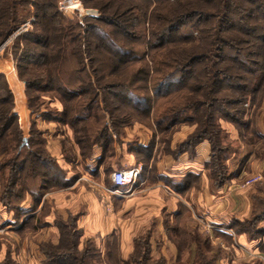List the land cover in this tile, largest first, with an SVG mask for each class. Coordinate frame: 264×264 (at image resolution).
I'll return each instance as SVG.
<instances>
[{
  "label": "trees",
  "instance_id": "1",
  "mask_svg": "<svg viewBox=\"0 0 264 264\" xmlns=\"http://www.w3.org/2000/svg\"><path fill=\"white\" fill-rule=\"evenodd\" d=\"M171 1L175 8L167 18L169 28L163 29L164 33L153 32L146 43L156 63L163 58L161 63H168L172 68L157 79L156 89L159 92L156 95L161 94L163 88L175 87L186 78L191 79L194 85H188L187 101L180 103L178 108H172L169 114L158 117L156 125L164 130L181 122L196 124V133L178 147L177 154L185 152L186 147L194 154L199 143L209 141L212 163H207V166L215 187L221 188L229 180L225 165L229 149L223 147L225 136L220 121L232 122L238 127L245 125L240 117L243 115L241 109L249 102L254 103L257 94L261 98L264 96V0ZM84 2L97 8L100 15L86 19L87 23L83 25L60 11V0H0V45L32 16L35 20L33 28L20 36L13 47L19 78L27 87L28 108L34 113L40 96L56 93L55 99L63 105V111L58 115L44 113L42 117L69 125L74 130L84 157L91 155L94 146L102 149L104 158L112 157L114 137L120 128L132 122L113 117L111 106L125 97L133 101L136 94L130 84L116 79L120 73L129 70V63L134 60L146 62L144 54L142 56L134 50L133 43L147 37L144 39L137 32L142 14L134 0ZM94 22L108 27L109 33H105L98 24L94 26ZM188 25L192 26L191 33L178 34L177 38L168 37ZM95 30L104 36L96 37L93 35ZM105 64L110 65L107 71L102 69ZM140 69V75L147 74ZM11 83L21 98L22 88L15 78ZM258 100L261 102L262 99ZM14 106V93L8 86L6 76L0 74V142L3 152H6L8 143L4 137L11 135L9 147L13 141L15 154L12 163L7 164L11 174L7 179L3 175L1 177V201L8 207L12 205L13 196L21 201L26 192L33 194L29 187L32 182L39 187L36 194L49 191L56 182L63 186L70 183L66 173L56 165L49 153L43 148H32L30 140L24 144L17 116L12 114ZM189 113L191 115H186ZM88 118L101 120V127L91 135L89 129L78 128L79 123L89 121ZM77 131L81 137L76 134ZM131 151L142 155L147 152L142 147L132 148ZM192 177L179 184L167 178L162 180L171 185L176 193L183 195ZM192 180L198 181L197 178ZM112 185V189L118 188ZM257 205H261L263 210L256 213L253 219L245 223L234 219L228 228L234 231L235 227H239L235 230L238 235L246 233L252 239L256 238L259 231L243 229L242 226L251 228L255 222L264 219V199H257ZM175 217L181 216L178 214ZM58 228L60 242L42 250L46 257L43 264H108L93 242L87 241L82 247L84 236L74 220L70 226L60 223ZM166 229L176 235L178 261H181L185 252L180 246L185 227L167 224ZM189 233L188 242L191 244L188 248L198 240L201 244L202 237L198 233ZM151 237L150 232L147 237L136 238L133 252L127 259L119 258L116 264H168L164 256H154ZM203 241L208 243L209 239ZM198 246L196 258L191 264H213L218 260L217 256L206 257ZM261 253L264 256V252ZM105 256L110 258L109 254ZM256 264L264 263L257 259Z\"/></svg>",
  "mask_w": 264,
  "mask_h": 264
},
{
  "label": "rangeland",
  "instance_id": "2",
  "mask_svg": "<svg viewBox=\"0 0 264 264\" xmlns=\"http://www.w3.org/2000/svg\"><path fill=\"white\" fill-rule=\"evenodd\" d=\"M134 1L136 2L138 8L141 9L142 14L140 15L142 18L139 26L137 27V32L140 36L143 35L144 39L147 37L145 40L133 43L135 46L134 50L142 56L144 54L146 62L140 61L139 59L134 60L133 63H129V70L123 71L122 74L120 73L116 79V81L130 84V88L136 93L134 95V100L136 101H132L131 99L129 100L125 97L123 101L116 100L113 107L111 106L113 117L116 116L122 119L125 118L128 119L129 123L132 122L131 125L118 130L117 136L114 137L115 144L113 148V155L117 152L115 149L116 145L123 143V140L127 139L125 130L130 129V151L132 148L138 147H142L147 150V152H143V155L135 153L136 158L139 160V165L142 168V174L143 171L145 172L146 168H149V165L153 166L158 160L164 157L165 154L174 156L182 155L177 154V149L191 135L196 133L195 131L197 129V125L190 124L189 122H181L171 129H165L163 127V130L157 127V119L164 116L166 113L169 114L172 111V108H178L180 103L183 104L187 101L186 94L188 85L194 84L191 82V79L186 78L182 83H177L175 87H167L166 89L163 88V92L156 95V93L159 92L158 88L156 89L157 82L159 81L157 79L169 73L172 68L168 63H161L163 58L160 62L156 63V61L152 59L153 53L149 49V46H146V43L149 41L148 37H150V35L152 36L153 32L162 33L163 29L169 28L167 18L170 12L174 10L175 4L173 1L170 2V0ZM59 9L66 17L76 21L79 20L83 25L87 23L86 19H94L100 15L97 8L88 6L84 0H60ZM34 21L35 20L32 16L28 18V21L24 23L23 26L12 32L9 38L2 45H0V47L3 46L0 48V74H4L6 76L9 87L11 86L10 81L15 78L19 86L22 88L21 98L17 95V93L16 95L14 94L15 106L12 114L18 104L17 110L23 118L27 115V109L25 107V104L28 107V98L26 93L27 87L26 84L19 78V74L16 69V59L13 54V47L17 43L20 36L33 28ZM92 24L95 26V24L98 23L94 22ZM98 25L105 33H109L108 27L103 24ZM191 27V25L184 26L183 29L181 28L180 31L171 33L168 37L177 38L178 34L181 35V33H191ZM93 35L96 37H98V35L104 36L101 35V32L98 30H95ZM166 64L170 67L168 65L167 67ZM109 67L110 65L105 64L102 66V69L107 71ZM139 69L143 70V73H147L148 75H140ZM106 71H104V73L108 74ZM21 83H23L24 86ZM12 87H10V89L14 93ZM55 96H57L56 93H46L45 95L40 96V99H37L36 101L37 111L34 113H32L31 109L28 108L30 126L29 122L25 125V122L23 121V127L26 129L22 128L20 117L17 114H14L17 116V121H19L21 136L25 139L24 144H27L30 140L33 143L32 148L35 150L43 148L47 153H49L56 165L66 173V177L70 180V183L63 186L62 184L60 185V182H56L53 183V186L49 189V191H42L36 194L39 187L35 182H32L29 187L32 188L31 192H33V194L26 192L21 201L14 198L16 196H13L11 198L12 205H9V207L4 205L1 201L3 193V188H1L3 180L1 177L3 175L5 176V179H7L11 174L10 168L7 164L9 162L12 163V158H14L15 155L13 151V141L9 147V139H12V136L6 135L4 137L8 143V147L7 151L3 152V144L0 142V264H4L6 262L11 264V259L12 264H43L46 257L45 254L42 253V250L50 245H57L60 242L58 224L62 223L70 226L73 220L76 222L77 229L82 231L84 236L81 240L82 247H84L87 241L93 242L97 249L104 254V260H106L108 264H116V261H118L119 258L127 259L133 252V248L130 253H124L121 251L119 236L114 239H110L105 235H95L94 233L87 235L82 221L84 215L89 212L90 208H92L94 202L97 200L100 199L104 203H109L110 201L113 204H123V200L131 194H127V197L119 194L115 195L113 193V189L109 188V184L112 182V175L118 169H116L112 174L105 171L104 174L102 173V175L94 177L90 172L91 169L78 163V160L76 159L77 155L75 154L76 148L80 154H82V157L84 156L76 142L74 130L69 125L42 117V114L44 113L58 115V112L61 113L63 111V105L55 99ZM255 99L257 100L254 103L249 102L243 109H241L243 110V115H240V117L245 125L238 127L232 122L230 123L224 120L220 121V126L225 136L223 147L229 149V152L226 154L227 159L225 160L227 169L226 177H228L229 180L221 188L215 187L216 183L213 182V179L211 178V170L207 166V163H212L211 144L207 140L203 141L208 142L211 149L209 161L205 164V166L208 171V179L211 183L212 189L215 191L216 189H224L229 185H233L235 183L233 180L237 178L235 184L239 186V189L246 190L249 194V198H251L250 216L240 220L237 219L241 223L249 222L254 218L256 213H260L263 210L261 205H257V199H264V140L262 139L264 138V96L261 98V96L257 94ZM258 99H262L261 102H258ZM80 108L81 107H79V109ZM150 109L151 111L148 114V110ZM186 115H191V113ZM88 119L90 120L79 123L78 128L85 127L86 129H89L91 135L101 127V120L98 121L99 119L95 120L93 118ZM38 121L39 123L45 121L55 124V134L53 135L57 134L60 136L58 137V140L61 141L64 153L62 161L64 159L65 162H59L57 160L58 158L54 157L52 153H50L48 148L49 141L51 142V136L48 135L49 130L44 129L42 125L39 126ZM135 126H141V128L134 129ZM14 128L15 126L13 127V130ZM76 134L81 137L78 131ZM139 141H146V146L140 145ZM186 149L188 150L189 148L186 147ZM187 150L183 153H188V156L190 157H193L196 153V148L194 154L190 151V149L188 151ZM85 171H87L88 174L84 173ZM151 171L154 173V168H152ZM70 175L75 177L69 179L68 176ZM151 176L153 175L151 174ZM256 176H261L262 179L255 183H249L248 185L249 179ZM138 183L139 181L137 180L135 183L136 185L133 187V193L138 190ZM155 183V179H150L147 184L148 186H153ZM188 183V188L186 191H183V195L179 194L180 197L190 194L192 187H199L201 182L200 180H189ZM175 184L179 183L176 182ZM38 196L40 197V200ZM114 198L117 200L116 202ZM59 199L64 200V202H58L59 204H57L56 201ZM180 216L181 217L179 218L175 216H171V218H169L167 216L165 223L166 225H171L173 222L172 225L177 224L180 228L185 227V229L182 230L184 236L180 245L181 249L185 252L183 256L180 254L182 256L181 261H178V254L176 258L170 256L168 259L164 255L163 244L158 241L156 242L155 239V220L150 221L148 229H144L140 232L134 240L136 238L147 237L151 232L154 256H164L168 261V264H182L183 257L186 253L191 252L192 256L188 264L193 263L197 255L198 245H200V249H202L206 257H219L213 264H221L223 258H228V260L234 259L231 261L233 263L229 262V264H256L257 259L264 263V256L262 253L260 256L252 258H246L244 255H236L234 239L231 241L225 237L214 234V232H212L214 229L213 224H209L203 220H195L196 224L194 226L187 225V222L189 224L192 222V216L184 208L181 210ZM233 221L234 220H232L231 223L226 225L224 228L230 230L233 237L234 235L239 236L235 231L236 228L238 230L239 227H235L234 231L228 228ZM242 228H248L250 231L257 230L260 232L257 234L256 238L253 239L250 234L244 233L241 235H244L249 242L253 241L254 245L259 246L261 249L260 251L264 252V219L259 222H255L254 226H251V228L247 225L242 226ZM190 231H195L198 235H200V237H202V239L201 244L199 242L200 240H198L188 248L189 244H191L188 242L190 239ZM205 239H209V242L206 243V241H203ZM105 254H109L110 258L107 259Z\"/></svg>",
  "mask_w": 264,
  "mask_h": 264
},
{
  "label": "crops",
  "instance_id": "3",
  "mask_svg": "<svg viewBox=\"0 0 264 264\" xmlns=\"http://www.w3.org/2000/svg\"><path fill=\"white\" fill-rule=\"evenodd\" d=\"M10 87H12V83ZM12 88L16 95L15 87ZM17 107L18 104L14 113L20 117L22 128L26 129L23 127V121L25 125L29 122L30 126L28 107L25 104L27 116L24 119ZM40 125L44 129L49 130L48 135L51 136V142L49 141L48 144L49 151L61 162L64 153L61 141L58 140L60 136L57 134L53 135L55 134V124L43 121L39 123ZM138 128H141V126L134 127V129ZM125 134L127 139L123 140V143L116 145L115 149L117 152L112 157L107 156L104 158L102 149L99 146H94L91 150V155L87 157H82V154L76 148L75 154L77 155L78 163L91 169L90 172L94 177L104 174L105 171L112 174L116 169L140 167L135 152L129 149L130 129H126ZM139 144L146 146L147 142L139 141ZM210 151L208 142H202L196 147V153L193 157L188 156V153H182L180 156L165 154L153 166L149 165V168H146L145 172L143 171L138 179V190L123 200V204H113L110 201L109 203H104L100 199L96 202L93 201L92 208L84 215L82 221L86 234L105 235L110 239L119 236L121 251L130 253L133 248L134 238L144 229H148L150 221L155 220L156 231L154 234L156 242L163 244L164 255L167 259L170 256L176 258L177 254L179 256V250H177L175 245L176 235L167 231L165 221L167 216L171 218V216L181 215V210L184 208L192 216V222L190 224L187 222V225L194 226L196 224L195 220H203L213 224L214 229L212 232L214 234L231 241L234 239L236 255H244L246 258L260 256L261 249L259 246L254 245L253 241L249 242L244 235H234L233 237L230 230L224 228L234 218L240 220L250 216L251 198H249L246 190L239 189V186L235 184L237 178L233 180L235 182L233 185H229L224 189H216V191L212 189L205 166L209 161ZM62 162H65L64 159ZM152 168H154V173L151 171ZM84 173L88 174L87 171ZM73 175L68 176V178L72 179V177H75ZM191 175H193L191 180L197 178L201 183L199 187L193 186L191 193L183 197H180L171 185L162 180V178H167L172 183H181ZM150 179L156 180L153 186H148L147 184ZM112 187V182H110L109 188L112 189ZM114 200L115 202L117 201L115 198ZM58 202H64V200L59 199L56 203L59 204ZM191 256L192 252L186 253L182 259V264H188ZM227 260L228 258H223L221 264H229L234 259L228 260V262Z\"/></svg>",
  "mask_w": 264,
  "mask_h": 264
},
{
  "label": "built area",
  "instance_id": "4",
  "mask_svg": "<svg viewBox=\"0 0 264 264\" xmlns=\"http://www.w3.org/2000/svg\"><path fill=\"white\" fill-rule=\"evenodd\" d=\"M71 1V0H70ZM79 1V0H76ZM142 172L141 167H132V169H118L112 175V182L116 188L113 189V193L126 196L127 194H133V187L136 185L135 183L139 179ZM261 176H256L249 179V183H255L261 180ZM127 197V196H126Z\"/></svg>",
  "mask_w": 264,
  "mask_h": 264
},
{
  "label": "bare ground",
  "instance_id": "5",
  "mask_svg": "<svg viewBox=\"0 0 264 264\" xmlns=\"http://www.w3.org/2000/svg\"><path fill=\"white\" fill-rule=\"evenodd\" d=\"M23 85V83H21ZM24 86V85H23ZM25 89V88H24Z\"/></svg>",
  "mask_w": 264,
  "mask_h": 264
},
{
  "label": "water",
  "instance_id": "6",
  "mask_svg": "<svg viewBox=\"0 0 264 264\" xmlns=\"http://www.w3.org/2000/svg\"><path fill=\"white\" fill-rule=\"evenodd\" d=\"M1 47H3V46H1ZM1 47H0V48H1Z\"/></svg>",
  "mask_w": 264,
  "mask_h": 264
}]
</instances>
